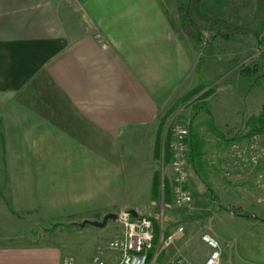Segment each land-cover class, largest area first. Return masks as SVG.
Masks as SVG:
<instances>
[{
    "label": "crops",
    "instance_id": "1",
    "mask_svg": "<svg viewBox=\"0 0 264 264\" xmlns=\"http://www.w3.org/2000/svg\"><path fill=\"white\" fill-rule=\"evenodd\" d=\"M171 2L166 10L162 0H0V264H63L66 256L96 264L99 252L115 264L100 238L115 221L79 224L128 209L150 216L166 110L195 80L233 86L234 77L257 73L246 66L258 53L264 0H183L184 29ZM210 110L216 126L235 119L234 108ZM188 189L198 206L204 195ZM215 196L209 221L220 218L207 229L219 264H264V204L249 200L256 212L243 217L228 210L238 203ZM199 241L205 252L187 259L194 264L209 253Z\"/></svg>",
    "mask_w": 264,
    "mask_h": 264
},
{
    "label": "rangeland",
    "instance_id": "2",
    "mask_svg": "<svg viewBox=\"0 0 264 264\" xmlns=\"http://www.w3.org/2000/svg\"><path fill=\"white\" fill-rule=\"evenodd\" d=\"M162 1L164 3V6L166 7V10L168 8L170 10L172 0H162ZM180 1L175 0L176 12L172 11V13H174L175 22L179 20V23H180V13L177 10V5H180ZM171 9L174 8H172L171 6ZM261 25L258 31L259 33L257 35V38H259V34L264 27V24L262 26ZM180 28L182 27L180 26ZM180 31L182 32V30ZM258 41L260 46L261 41L259 39ZM246 63L247 62L242 63L239 66L238 68L239 72H241V69L244 66H246L245 65ZM247 64H249V66L246 67L249 68L256 67L257 73L247 77L245 75H241L238 79H235L234 77L231 81L234 83L233 86L229 85L228 82H230V80L228 81V79H224V78L223 79L200 78V80L198 79L193 81L190 84V87L180 95V96L184 95L189 90L200 85L202 80H206L209 86L205 85L202 91L212 88L211 94H209L205 98V100H207L211 104V107L218 110L223 109L225 111L227 109L228 113L231 112L230 108L232 109L234 108L233 110L235 112L234 121L231 120L226 121L228 125H224V126L217 125L218 129L225 135L226 138H230L235 134L243 135L246 132L247 129L244 127V123H243L245 120L244 121L239 120L238 114L240 116L242 115V117H247L252 114H257L261 110V107L264 105V55L259 53V47H258V53H256V55L254 56L253 61ZM199 94L200 93H198L197 95ZM179 97H177V99ZM190 115H191L190 108L188 106H185V104L182 106V108L176 109L168 117L165 123L167 125L166 128L164 125L166 133L168 132V129L170 130V127L175 124H187L189 126V123L192 120ZM206 118L207 115L205 113L199 112L197 114H194L192 120L193 125L197 124L199 126L198 127L199 132L207 142L206 144L207 146L204 149L205 166H204L203 177L205 181L212 186V189L215 193L221 194L222 196L221 200H223L222 202L223 204L227 203V201H230L233 203L230 204H232L233 205L232 207H234V205L238 203L237 205L239 207L236 209H239L241 207L242 209L241 208L240 209L242 211L251 212L254 209L250 208L249 200H252L257 204H260V206L264 204V199H262V195H264L263 190L256 181L258 179L259 174L261 173L264 174V134H260L261 144H260V157L258 164L254 168L248 167L238 171L233 170L229 174H226L221 170V168H219L220 158L227 150V147L231 141L228 144H226L221 139L220 140L217 139V137L209 131L208 126L205 122ZM162 140H163L162 141L163 144L160 150L161 151L160 161L157 164L156 169L160 171L161 184L162 181H167L168 186H170L171 174L169 172L167 161L165 159V151H166L165 148L167 143L164 142V134L162 136ZM188 180H189L188 188H190L192 192H194V195L195 194L204 195L198 198V204H199L198 206L200 207H198L194 203L193 197H192L193 198L192 203L189 206L178 207V208L172 204L171 199L168 204L164 203L162 199L158 201H154L153 211L150 216L155 217V219L158 221L160 235L163 236V232L165 230L168 231L169 229L173 228V226L175 227L176 225L177 226L180 225L184 229L182 231L185 238L182 241H179V239H177L178 241L176 240L174 244L171 242L166 248L160 247V250L162 251L161 256L159 260L156 258V262L158 264H170L174 258L180 256L185 258L186 260L189 259L190 261L193 262V259L191 260L190 257L191 255L193 256V258L195 257L199 258L200 254L198 253L205 252V250H203L204 248H201L203 245H201V242L199 241L201 234L207 233L210 236H212L210 230H208L207 227L209 226L213 228L218 226V220L220 217H214L213 220H211V222L209 221L210 217L214 214L213 210H215V203L212 201L213 199L209 198L210 196L207 194L206 192L207 190L206 191L203 190L202 180L198 178L191 171V169L189 170ZM226 183H230L232 184V186L227 187L225 186ZM170 190H171V186H170ZM119 212L121 211H118L116 213ZM230 225L232 226H230L229 228L232 230H242L243 228L241 227V224L234 222ZM92 229L95 228L92 227L91 225H87L86 230H92ZM246 230H248V228H246ZM101 231H103L104 233L100 238L103 239V241L106 243L109 240H111L114 236L119 235L120 226L116 221L114 225H111V222H109L108 227ZM158 245H159V239L156 249L158 248ZM152 257L150 260H152ZM99 259H101V256Z\"/></svg>",
    "mask_w": 264,
    "mask_h": 264
},
{
    "label": "built area",
    "instance_id": "3",
    "mask_svg": "<svg viewBox=\"0 0 264 264\" xmlns=\"http://www.w3.org/2000/svg\"><path fill=\"white\" fill-rule=\"evenodd\" d=\"M258 39L261 41L259 53L264 55V27ZM169 131L167 165L171 174V202L177 208L186 207L192 203V196L188 189L190 169L189 129L187 124H175L170 127ZM260 144V134H252L241 140L231 141L225 154L220 158L219 166L221 170L229 174L233 170L254 168L259 162ZM256 181L264 194V174H259ZM262 199H264V195H262ZM115 221L120 226V233L107 243V248L117 253L115 264H158L156 256L160 247H167L173 241L175 235L183 230L182 226H178L175 230L169 232L166 237L160 235L158 248L155 250L152 260L148 261V254L153 247L154 238L151 220L142 215L135 218L127 211H121L116 213ZM200 238L209 248L204 264H219L218 242L207 233L201 234ZM99 254L93 257V261L96 264H104V261L99 259ZM63 264H74V260L72 257L66 256L63 258ZM170 264L194 263L180 256L174 258Z\"/></svg>",
    "mask_w": 264,
    "mask_h": 264
},
{
    "label": "trees",
    "instance_id": "4",
    "mask_svg": "<svg viewBox=\"0 0 264 264\" xmlns=\"http://www.w3.org/2000/svg\"><path fill=\"white\" fill-rule=\"evenodd\" d=\"M180 1V0H179ZM183 0L180 1V5H177V10L180 13V26L182 29L185 28L187 24L191 23L190 16L188 14L183 13V6L182 4ZM192 37H194L197 40H201L202 37L199 35V33L192 34ZM247 69V68H246ZM248 73H253L251 69H248ZM208 85L206 80H202L201 84L196 86L195 88L189 90L184 95L180 96L165 112L164 116L162 117L160 124L158 126L157 132H156V142H155V160L157 163L160 161V150L162 148V133L164 130V125L170 116L172 112H174L176 109L182 108V106L185 104V106H188L191 111V119L193 120L194 114H197L199 112H203L207 115V118L205 120L209 131L214 134L215 136L219 137L222 141H224L226 144H228L230 141L240 140L241 138H246L252 134H264V105L261 107V110L257 114H252L246 117L244 121V127L247 129L246 132L243 135H234L230 138H226L225 135L218 129V127L214 124L213 117L211 115L210 110V103L205 100V98L211 94L212 88H209L207 90H204V86ZM209 86V85H208ZM200 93L199 95H197ZM195 95V96H194ZM197 95V96H196ZM191 100V101H190ZM191 122L189 123L188 129H189V166L191 171L202 180V182L206 183L203 172H204V148L206 146V140L205 138L200 134L199 132V126L193 125ZM169 132V129H168ZM166 134V141L165 143H168L169 134ZM165 159L168 160V152H167V144L165 148ZM211 197L213 200H215L216 196L213 192H211ZM151 198L153 201H158L162 199V201L166 204L170 202L171 199V190L170 186H168L167 181H160V171L155 170L153 174V180L151 184ZM219 207L221 209H226L227 207L219 203ZM232 211L237 216H248V212H241L239 209H228ZM141 216V215H138ZM148 218L151 220L153 230H154V238H153V247L149 251L148 254V261L151 259L152 255L155 252V249L158 244V239L160 236V230H159V223L153 216H148ZM58 224H53L48 230H53L55 227H57ZM168 234V231L165 230L163 232V236L166 237ZM161 250H159L156 258L159 260L161 256Z\"/></svg>",
    "mask_w": 264,
    "mask_h": 264
},
{
    "label": "water",
    "instance_id": "5",
    "mask_svg": "<svg viewBox=\"0 0 264 264\" xmlns=\"http://www.w3.org/2000/svg\"><path fill=\"white\" fill-rule=\"evenodd\" d=\"M128 213H130L132 215V217H137L138 214L134 209H128L127 210ZM108 219H111L113 221H115L116 219V213H106L101 221H89V220H83L79 225L80 226H84L85 224H90L93 225L95 227H104L106 224V221Z\"/></svg>",
    "mask_w": 264,
    "mask_h": 264
}]
</instances>
